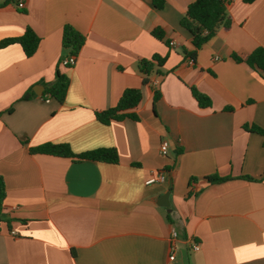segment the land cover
Segmentation results:
<instances>
[{
	"label": "crops",
	"instance_id": "crops-1",
	"mask_svg": "<svg viewBox=\"0 0 264 264\" xmlns=\"http://www.w3.org/2000/svg\"><path fill=\"white\" fill-rule=\"evenodd\" d=\"M162 1L0 0V41L27 27L40 38L29 57L0 48V264H264V71L232 57L264 49V0H231L230 25L191 64L179 20L192 0ZM66 24L85 38L71 66L61 64ZM154 54L166 60L143 83L138 61ZM57 72L68 78L61 102L46 93ZM129 87L141 91L137 119L99 122ZM44 143L114 148L118 162L29 151ZM157 171L165 179L146 184Z\"/></svg>",
	"mask_w": 264,
	"mask_h": 264
},
{
	"label": "trees",
	"instance_id": "trees-1",
	"mask_svg": "<svg viewBox=\"0 0 264 264\" xmlns=\"http://www.w3.org/2000/svg\"><path fill=\"white\" fill-rule=\"evenodd\" d=\"M231 0H192L186 7L183 16L179 20V24L184 28L191 37L192 50H184V56L194 60L197 50L213 36L220 26L227 27L230 25V18L226 13V6ZM250 2L251 0H245ZM156 8H161L162 0H152ZM152 34L161 39L163 34L160 29L156 28ZM84 36L77 31L73 26L66 24L62 28L61 43L62 47L67 50V55L76 56L84 43ZM40 38L35 32L27 27L23 34L19 37L6 38L0 41V48L8 44L16 43L22 48L25 56L33 55L38 46ZM236 61H243L251 67L264 71V49L259 47L253 50L245 57L232 55ZM166 56L158 54L152 55L150 58H141L138 61V69L142 75V82L148 83L149 76L152 72H160L159 67L164 64ZM56 81L50 84L47 88V94L62 101L65 96L66 88L68 86V78L64 73H56ZM191 94L196 100L201 109L210 106V99L205 94L201 93L194 87H190ZM29 94H24L23 99L28 98ZM159 98V93L155 91L153 101ZM141 100V91L139 88L129 87L124 89L116 104L104 110L96 111V119L108 124L113 120H122L123 118H131L136 120L137 115L133 109L139 104ZM244 128L263 133V131L256 125H245ZM31 153H44L54 156L75 158L77 160H92L98 162H118V154L114 148L100 147L92 150H87L81 153H73L66 143H44L37 147L29 148ZM209 183L221 182L225 180L224 177L217 175H208L204 177ZM197 177L191 176L188 180V186L192 187L195 184ZM192 190L188 192L191 194ZM6 196L5 183L3 177L0 175V213L3 207V201Z\"/></svg>",
	"mask_w": 264,
	"mask_h": 264
},
{
	"label": "built area",
	"instance_id": "built-area-1",
	"mask_svg": "<svg viewBox=\"0 0 264 264\" xmlns=\"http://www.w3.org/2000/svg\"><path fill=\"white\" fill-rule=\"evenodd\" d=\"M14 1H15V4H16V7L19 8V9L23 8L24 5H25V0H14ZM170 45L171 46H175L176 42L175 41H170ZM74 61H75V57L70 55L67 58L63 59L61 61V64L64 65V66H71V65L74 64ZM187 62L191 64L193 62V60L191 58H188ZM168 145H169V143H168V141L166 139H163L160 142L159 151H160L161 155H166L167 154ZM164 179H165L164 173L162 171H157V172L151 174L149 176V178L145 181V183L146 184H152V183H155V182H162ZM176 236H177L176 231L172 229L171 238L172 239H176ZM174 248H175V246L172 245V247H171L172 253H171L170 257H169L170 259H173V257H174L173 256L174 255V253H173ZM192 249L193 250H198L199 249L198 244L194 242L192 244Z\"/></svg>",
	"mask_w": 264,
	"mask_h": 264
},
{
	"label": "water",
	"instance_id": "water-1",
	"mask_svg": "<svg viewBox=\"0 0 264 264\" xmlns=\"http://www.w3.org/2000/svg\"><path fill=\"white\" fill-rule=\"evenodd\" d=\"M158 204H160V206H167L168 205V193H164V194L160 195Z\"/></svg>",
	"mask_w": 264,
	"mask_h": 264
}]
</instances>
